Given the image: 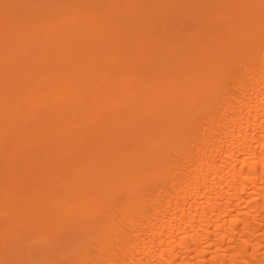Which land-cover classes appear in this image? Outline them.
Here are the masks:
<instances>
[{
  "label": "bare ground",
  "instance_id": "obj_1",
  "mask_svg": "<svg viewBox=\"0 0 264 264\" xmlns=\"http://www.w3.org/2000/svg\"><path fill=\"white\" fill-rule=\"evenodd\" d=\"M107 1L0 0V159L81 158L2 201L0 235L82 225L55 264H264V0Z\"/></svg>",
  "mask_w": 264,
  "mask_h": 264
},
{
  "label": "rangeland",
  "instance_id": "obj_2",
  "mask_svg": "<svg viewBox=\"0 0 264 264\" xmlns=\"http://www.w3.org/2000/svg\"><path fill=\"white\" fill-rule=\"evenodd\" d=\"M80 161L79 157L71 159L69 163L57 165L51 163V159L45 158L31 163L26 161L25 164L20 160L12 166L11 163L5 164L1 158L0 204L6 198L20 201L27 199L38 185L51 181V177H56L58 174L60 178L69 176L74 171L72 167L74 168ZM67 164H70L68 168L65 167ZM57 177L55 179L60 180ZM89 235L82 225L72 226L70 222L59 221L44 233L35 225L24 229L13 226L9 235H0V264H43L45 259H48L47 264H55L51 259L52 256L70 257L86 246Z\"/></svg>",
  "mask_w": 264,
  "mask_h": 264
}]
</instances>
